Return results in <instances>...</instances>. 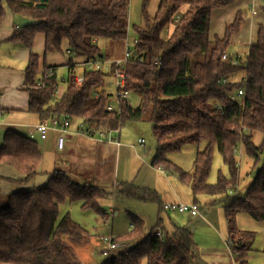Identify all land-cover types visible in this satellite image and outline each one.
I'll return each instance as SVG.
<instances>
[{
  "label": "trees",
  "instance_id": "obj_1",
  "mask_svg": "<svg viewBox=\"0 0 264 264\" xmlns=\"http://www.w3.org/2000/svg\"><path fill=\"white\" fill-rule=\"evenodd\" d=\"M234 1L160 0L156 13L150 15L145 0L141 21L133 26L137 42L123 67L128 97L119 101L120 114L107 111L113 99V88L109 86L117 69L115 64L104 70H86L80 84L70 66L66 88L57 96L56 71L44 79L43 86H35L40 75L39 59L32 54L26 83L29 110L41 120L69 116L83 121L94 132L120 129L127 121L151 122L157 141L152 164L175 173L188 185L194 203L198 204L202 196L215 197L211 204L222 203L228 217L227 241L232 257L237 264H248L256 234L238 228L236 213L264 220V27L259 26L256 41L245 57L230 51L231 39L243 23L241 11L222 36L212 34L211 16L214 10ZM5 2L14 15L35 20L34 24L19 26L13 38L31 47L35 35L43 33L45 53L61 51L66 41L76 56H109L102 53L98 41L124 43L128 36L130 0ZM183 5L188 8L182 13ZM4 14L0 4V24ZM170 24H175L174 30L164 39L161 33ZM99 86L103 91L100 98H95L94 91ZM240 88L245 89L243 97L236 96ZM131 93L140 98L135 107L129 101ZM257 133L262 135L259 142L255 140ZM203 142L205 146L196 153L191 170L169 158L170 153L186 145ZM240 146L254 159L255 178L244 194L237 195L236 153ZM215 150L221 154L229 174L220 172L217 181L210 182ZM41 160L36 139L15 130L6 131L0 146V165L11 166L23 175L22 179L8 180L30 182L38 174ZM118 193L142 201L155 198L154 192L132 184L120 186ZM113 196L114 190H105L94 182L81 183L61 168L55 169L40 187L6 194L0 200V262L86 264L76 246L90 242L94 235L69 211L63 212L62 205L82 201L83 210H92L104 218L106 212L100 201ZM129 214L133 228L114 237L115 241L127 243V247L108 260L104 258L102 264H205L186 226L175 223L169 232L159 226V221L157 226L164 234L160 239L155 235L156 226L144 235L142 218Z\"/></svg>",
  "mask_w": 264,
  "mask_h": 264
},
{
  "label": "crops",
  "instance_id": "obj_2",
  "mask_svg": "<svg viewBox=\"0 0 264 264\" xmlns=\"http://www.w3.org/2000/svg\"><path fill=\"white\" fill-rule=\"evenodd\" d=\"M158 2L160 3V0ZM0 4L5 9L0 24V108L3 111V123L0 125V146L8 130H15L38 141L42 160L38 174L30 182L24 183L29 187L28 189L44 185L48 181L49 175L55 169L61 168L81 183L94 182L105 190H110L112 187L115 189L112 198L100 201V204L110 202L107 203L110 206L105 208L106 216L103 219L107 228H110L108 225L109 214L119 215L118 206H120V201H123L126 203L123 207L128 213L129 209L135 210L137 215L142 218L143 228L147 226L151 230L155 226L158 227L159 221H161L159 226L169 232L173 231L175 223L186 226L191 231L200 257L205 264H237L232 257L227 241L229 231L227 212L222 203H210V200L215 197H198L199 201L196 202L201 211L200 215L193 216L190 213L181 214L162 210V203H191L195 202V197L189 186L183 183L175 173L152 164L156 149L147 147L142 137H130L129 132L122 134V128H120L116 135L113 133L118 137V142L99 140L96 137L78 133L76 129L79 120H72V125L66 134L67 143L64 149H58L57 132L55 131H50L45 139L40 138L36 131V125L41 119L37 113L29 110L30 94L26 83V70L31 55L38 56L39 74L46 67L55 68L59 75V84L55 93L57 96L61 95L66 88L64 83L70 66L76 67L79 62L85 60V57L72 54H69L70 58L64 56L62 53L65 52V49L70 48L66 41L63 43L61 51L45 53V35L43 33L35 35L31 47L13 38L15 30L21 26L23 17L14 15L5 0H0ZM187 8L188 5H183L180 11L183 13ZM238 11L242 13L243 23L240 30L231 39L230 51L235 50L243 56V54H247L250 45L256 41L259 26L262 24L264 27V0H235L224 8L214 10L211 16V32L222 36L226 26L234 20ZM134 22L136 21L129 15L128 34L132 31ZM174 27L175 24L166 26L161 37L168 38ZM166 28V34L163 35ZM98 42L101 46L104 45L106 51L108 50L102 52L110 54L106 55L108 58H120L119 53L115 52L114 47L110 44L103 41ZM141 139L144 141L141 142ZM4 173L6 175L1 174L5 178H3L4 180L10 183L16 182L8 180L7 178L13 177L8 176L6 171ZM22 178L23 175L18 179ZM17 183L21 182L17 181ZM129 184L154 192L155 198L142 201L118 193L120 186ZM202 201L206 203L205 208L201 206ZM81 206L82 201L64 203L62 211H69L75 221L98 239L100 253L101 239L105 233L95 227L93 211L83 210ZM135 212L133 211V213ZM236 223L239 229L254 231L255 237L259 234L264 235V220H256L239 211L236 213ZM132 228L131 222L128 227H119L116 236Z\"/></svg>",
  "mask_w": 264,
  "mask_h": 264
},
{
  "label": "rangeland",
  "instance_id": "obj_3",
  "mask_svg": "<svg viewBox=\"0 0 264 264\" xmlns=\"http://www.w3.org/2000/svg\"><path fill=\"white\" fill-rule=\"evenodd\" d=\"M145 0H130L129 4V15L133 17L134 25H138L142 18V9L143 4ZM158 0H147V10L150 15H154L158 8ZM168 28V27H167ZM167 28L164 30L163 35L166 34ZM135 29L132 27V31L129 34L130 41L132 42L135 38ZM103 42H107L110 44L115 52H120V54L123 53V43L121 42H115L110 40H105ZM117 46V49H116ZM103 51L105 50L104 45L102 44ZM68 49H65V52L62 53L67 58H70L71 55L67 53ZM246 54H243V57H245ZM62 73V72H60ZM69 73H66V78L68 77ZM59 77V75H58ZM61 81V80H60ZM65 85V83H64ZM64 87V86H63ZM110 89L112 87L109 86ZM129 101L132 104V106H137L139 104L140 98L137 94L131 93L129 97ZM122 134L124 132H129L130 137H142L145 140V145L147 147L152 148L153 150L156 149L157 141L155 138V135L153 133L152 123L149 121H127L122 126ZM262 135L260 133H257L255 135L256 142H259L261 140ZM205 146V143L201 144H191L186 145L181 151L173 152L169 154V158L182 168L186 170L193 169L194 165V159L196 156V153L203 149ZM237 161H238V168H239V183L236 187V192H234L237 195L244 194L247 190V187L253 182L255 178V167H254V159L251 158L245 149L240 146L236 153ZM8 174V176L13 178H20L22 175L20 172H18L15 168L11 166H0V175H6L4 172ZM223 173L224 175H228L229 171L227 169V166L223 162V158L221 154L215 150L213 155V162H212V169L209 176L210 182H216L218 175ZM25 184L17 183L16 182H7L4 179H0V200L3 199V197L8 193L16 190H24L28 189ZM110 190H115L113 187ZM120 197V196H119ZM110 203V202H107ZM107 203H101V207L105 211L106 207H109ZM123 203V204H122ZM119 205V204H118ZM126 203L123 201H120L119 208V215L113 216V214H109V224L110 228H107V224H104V218L101 215H97L94 212V222L95 227L100 229V232L105 233V235L112 233L114 236H116L117 232L119 231V227H128L129 223L131 222L130 214L125 210ZM201 206L203 208L206 207V203L204 201L201 202ZM123 207V208H122ZM129 209V208H127ZM130 212H135V210H128ZM136 213V212H135ZM137 214V213H136ZM99 224V225H98ZM143 234L146 235L150 228L145 226L143 228ZM79 256L85 261L86 264H102L104 262V257L99 253V244L98 239L96 237H93L92 240L88 243H82L78 246H76ZM235 261V260H234ZM248 264H264V235L259 234L257 235L252 244V250L248 254ZM0 264H10V263H4L0 262Z\"/></svg>",
  "mask_w": 264,
  "mask_h": 264
},
{
  "label": "built area",
  "instance_id": "obj_4",
  "mask_svg": "<svg viewBox=\"0 0 264 264\" xmlns=\"http://www.w3.org/2000/svg\"><path fill=\"white\" fill-rule=\"evenodd\" d=\"M137 42V37L130 41L129 34L123 43V56L120 58H108L104 55H98L94 58H85L82 62H79L75 68V81L80 84L84 80V73L86 70H104L109 68L111 64H115L117 69L113 75V79L110 83V86L113 88V99L107 105V111L113 112L116 111L118 114L121 113L120 99H125L128 97V92L124 90L126 84V76L123 70L124 64L131 57L133 51V45ZM68 54L76 55V51L72 48L67 50ZM223 58H227V53L223 54ZM78 67V68H77ZM80 69V71H78ZM55 71V68L50 66L40 73L36 87L43 86L44 79L50 76ZM103 91V87L99 86L94 91V97L100 98ZM245 94V89L240 88L236 94L237 97H243ZM233 98V97H232ZM235 98V96H234ZM3 111L0 108V125L3 123L2 121ZM72 119L69 116L63 117H53L47 120H41L36 125V131L39 134L41 139H45L48 136L50 131L57 132V147L62 150L65 148L67 143L66 134L69 132V129L72 125ZM78 133L96 137L99 140L105 141H115L118 142V137L115 136L119 129L111 130L109 132L97 131L94 132L93 129H88L85 123L81 120L77 123ZM115 133V135H113ZM141 142L144 140L141 139ZM164 211L169 212H177V213H190L191 215H200L201 211L198 204L191 203H182V202H167L163 204ZM155 235L160 239L164 238V234L162 230L157 227L155 230ZM114 235L109 233L102 237V247L101 254L107 260L110 259L113 253L117 251H122L127 247V243L118 242L114 240ZM231 254H233V250L230 249Z\"/></svg>",
  "mask_w": 264,
  "mask_h": 264
},
{
  "label": "water",
  "instance_id": "obj_5",
  "mask_svg": "<svg viewBox=\"0 0 264 264\" xmlns=\"http://www.w3.org/2000/svg\"><path fill=\"white\" fill-rule=\"evenodd\" d=\"M35 23V20L34 19H31V18H27V17H23L21 19V25H31V24H34ZM259 169H257V172H259Z\"/></svg>",
  "mask_w": 264,
  "mask_h": 264
}]
</instances>
